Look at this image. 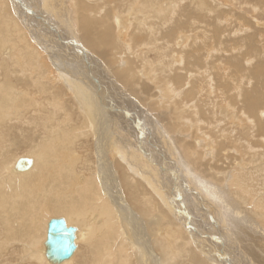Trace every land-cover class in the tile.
Segmentation results:
<instances>
[{
	"label": "bare ground",
	"instance_id": "1",
	"mask_svg": "<svg viewBox=\"0 0 264 264\" xmlns=\"http://www.w3.org/2000/svg\"><path fill=\"white\" fill-rule=\"evenodd\" d=\"M41 2L53 20L59 12L64 15L69 31L75 30L76 21V40L105 62L118 47L131 57L121 63L124 70L118 73L113 71L112 62L111 67L106 64L103 70L98 69L110 78V82L106 78L110 84L116 81L111 78L114 72L129 88L136 65L143 80L162 81L154 86L142 83L138 92L148 98L153 95L147 98V108L172 116L179 132L182 127L194 131L209 126L207 146L183 142L181 156L190 169L181 168L203 188L209 189L211 181L222 186L238 216L246 208L252 209V226L244 229L241 220L236 221L244 235L239 239L245 242L241 260L255 264L248 252L264 264V234L254 228L257 216L263 214L264 218V111L260 110L264 106V80L260 81L264 64L257 62H264V0ZM185 4L195 15L185 13ZM69 5L77 7V14ZM16 6L0 0V259L16 243L20 258L12 264H74L84 244V264H232L228 255L202 247L205 242L193 245V237L185 230L189 218L185 213L178 215L163 194L166 162L161 169L159 163L154 166L152 159L144 157L147 151L120 146L122 141L111 122L118 93L103 96L101 88L105 86L92 78L93 70L86 67L76 65L73 70L75 64L70 62L59 69L53 62L52 67L45 44L33 35L29 37L24 21L27 16ZM105 7L111 8V25L120 30L103 24L105 20L99 16ZM213 15L214 24L208 21ZM199 21L209 29L207 33L214 34L208 48L195 46L200 38L194 37L199 32L194 24ZM172 23V37L165 41L159 31ZM229 35L232 45L225 50L221 41ZM174 42L181 47L175 48ZM225 51L232 54L234 62L222 59ZM84 52L80 50L78 56L88 57ZM149 52H158V59H150ZM118 59L123 61L124 55ZM79 72L86 76L81 79ZM253 78L257 82L251 86ZM249 85L250 90L242 89ZM240 98L243 104L237 105ZM175 142L169 141L170 148ZM18 144L25 155L9 152ZM251 147L259 151L247 152ZM237 157L242 158V166L236 168ZM21 159L30 163L25 170L17 168ZM250 166L251 173L243 174ZM53 219H62L74 230L73 253L59 263L46 256L47 229Z\"/></svg>",
	"mask_w": 264,
	"mask_h": 264
},
{
	"label": "rangeland",
	"instance_id": "2",
	"mask_svg": "<svg viewBox=\"0 0 264 264\" xmlns=\"http://www.w3.org/2000/svg\"><path fill=\"white\" fill-rule=\"evenodd\" d=\"M9 2L11 3L12 6L17 5L16 7L19 9L18 11H20V13H22V15H23V13L26 14L27 17L24 18V21L27 24V28H29V29L26 28L27 34L29 35V37H31L33 35V37L39 39L40 41H42L45 44L44 45L42 43L45 46L43 48L47 49L45 51L46 52L48 51V53H49V54H47L49 59L50 58L52 59V60L47 59V61H49V64L52 65V67L54 65L53 62H55V65H57V67H54V68H57V69L60 68L59 66L67 67L69 65L68 64L69 62L72 64H75V66H73V70L77 66L86 67L89 70H93L90 74L92 76V78H95L96 80H98V83L105 86L106 89L103 86L101 88V93L103 96H107V94L110 95L111 93H114L113 95H115V93H118V96H119L118 99L113 101V104H115L114 105L115 107L113 106V108L115 109L114 110L115 117H113V119L111 118L112 119L111 122H112V125L115 126V131H116L115 135L117 136V139L122 141V143H119V144H120V146L124 144V146H126V149H129V150L131 149L130 146L131 147L133 146L132 148H141L142 153L147 151L145 153L144 157L148 158V159L149 158L152 159L151 163L154 166L159 163L158 165L160 166L161 169L163 167L162 163L164 164L166 162L165 163L166 168H165L164 174L162 173L164 175L163 176L164 178L162 177V180L164 182L162 181V183H161L164 190L166 191L163 194L167 200V204L169 205V203H171L169 205L170 207L172 206V208H173V206H175L177 208V209L175 207L173 208L175 212L177 210V214L179 213L182 216V213H183V215L185 213L187 218H189L187 226L185 227L186 229L185 228L184 229L187 231L188 235L190 233V235L193 237V239L191 238L193 240V245H196L195 242H199V243L205 242L204 245L201 244L202 247H208V248L210 247L212 249V251H214V253H216L217 255H224V256L228 255L227 257H229V259L232 261V264L233 263L235 264L236 262H237L236 264H247L243 260H241L242 256H245L242 252V250L244 251L243 247H244L245 242L243 240L239 239L240 237H242L243 231L239 227H237L236 221L240 222V220H241V225L243 226L244 229L247 227V225L252 226L249 222L250 221L249 214H250V210H252V209L246 208L244 210V212L239 214V216H238V212H236L235 209L233 208V204H231L227 201L228 200L227 197L221 191L222 186L220 187V185L216 184L215 181H211L214 184L212 183L211 184L212 186L210 184H207L209 189H207L205 187L203 188L201 186V184H199L198 179H195L193 176L189 177L188 176L189 174L187 176H185L184 172H183L184 168L186 167L184 162H183L182 156H181L182 149H180V148H182L183 142H186V143L192 142L193 143L194 141H197L198 143L195 144L196 146H199L200 144H201V147L207 146V144H206L207 139L205 138V136L208 133L210 134V132H211V131H209L210 130L209 126L203 127L202 130H200L198 128L197 130H194V131H189L188 128L182 127L183 129L179 132V127L177 125H175V121L172 119V116L168 115V117H167V116H165L164 113H163L164 115L162 114L163 115L162 116V115H160V112L158 110L147 108L148 107V105H147L148 104V102H147L148 97H145V96H143V94L140 93L141 92L140 87L142 86V83H148L149 85L151 84L152 86H154V84L161 83L162 81H158L159 79L154 80V81L153 80L149 81L148 78H147L148 80H146V81L143 80V77L141 78L137 74V71H140L141 69L138 68L136 71V68H137L136 65H135V69L131 73L132 76L134 77V79L132 81L133 85H129L130 89L127 87L128 85L126 86L125 84H123L121 81L118 80L115 73H118V71L124 70V66L121 63L124 64V62H126L128 59H131V57H129L128 54H125L124 50L120 51V50H122L121 47H118V49L117 48L114 49L111 53V56H109V59H108L109 62H105L99 55L96 54V52H94V51L91 52L87 48L85 49L84 46L78 40H76L77 39V38H75V35L77 33V30H76L77 29V22L76 21H74V24H73L75 32L74 31L71 32L68 30L69 29L68 23H66V20L63 19L64 15L59 12V17L55 18L53 20L52 15H50V14L48 15V8L44 4H42L41 0H9ZM69 8H71L73 11L75 10V13L77 12L76 6L73 7V5H71V6L69 5ZM60 11L64 12L65 10L61 8ZM104 12L100 16L98 14L97 15L100 18H103L105 20V22H103L105 27L108 29H111V30H113V29L114 30H116V29L120 30L121 28H117L115 24H113L114 28L111 25V8L105 7ZM218 12H220V10ZM185 13L190 14V15H192V14L195 15V13L191 10L190 6H188L186 4H185ZM14 14H15V11H14ZM215 15H217V14H215ZM215 15H213L211 17L213 19L210 18L211 20L210 19L208 20L210 23L214 24L216 22L214 20ZM29 16L31 19L28 18ZM93 16H95V14L90 15V17H93ZM259 23H261V22H259ZM194 26H195V28L197 27V31H199V32L196 31L197 33L195 34L194 37H195V39L197 36L200 38V40L198 42H195V44H196L195 46H197V48H198L199 45H203L206 48H208L210 46L209 43H211L210 39H212L214 37V34L207 33V31L209 29L206 28L204 26V24H202L200 21L198 22V24H194ZM174 27H175V24L172 23L170 25H167L166 27H163L164 28V29L162 28L163 31H162V29H160L159 32H163L161 35H163V37L165 38V41L167 39H170V37H172V34H169V32L172 33L171 29ZM201 29L203 30V32ZM39 31H40V33H42L41 35H40ZM44 32H46L47 34H45ZM46 35H48V36H46ZM52 38L54 39V42L51 44ZM134 39H136V38H134ZM225 39L224 40L222 39L221 43H225L224 47L226 50L230 47V44L232 45L231 35H229ZM48 41H49V43H48ZM223 41H226V42H223ZM193 42L194 41H192L191 43H193ZM158 43L159 44H157V46H159V47L162 46V42L159 41ZM50 44L52 47L49 46ZM75 44H77V46H75ZM163 44H164V42H163ZM166 44L167 43H165L164 45H166ZM207 44H208V46H207ZM90 47L95 49L92 42L90 44ZM159 47L157 48V50L160 52L161 51L160 49H162V48H159ZM174 47L179 48L181 46H179V47L176 46L175 42H174ZM43 48H41V49H43ZM80 50L83 52L85 51L84 53L87 54V56H88V57L85 56L86 59H84L85 58L84 56H81V55L78 56L80 54ZM52 52H54V54H52ZM56 52H58L57 54L59 56L56 54ZM228 52L229 51L223 52V58L222 59H226L229 62H234L233 57H231L232 54H230ZM224 53L225 54L228 53L230 55L227 57V56H225ZM121 55H124L123 61L118 59ZM125 55H127V56H125ZM52 56H54V57H52ZM157 56H159L158 52L157 53L149 52V58L150 59H154V58L158 59ZM57 57H59V58H57ZM54 58L55 59L57 58V60H55ZM56 62H58V63H56ZM111 62H112V67L114 66L113 71L115 72V73L111 72V74H112L111 78L114 79V81L116 80L115 83H112V84L109 83L110 78L105 77L102 74L101 70H98V69L103 70L105 68V66H107V65L108 66L110 65L109 67H111ZM257 62L258 63L260 62L259 64H264L262 59L258 60ZM88 67H90V68H88ZM99 73H100V75H99ZM263 74H264V72H263ZM231 75H234V73H231ZM83 76L85 77L86 73H80L79 77L81 79L84 78ZM99 76H100V78H99ZM138 76L140 78H136ZM106 78L109 79V82L107 81ZM157 78H162V77H157ZM101 80H103L104 83L101 82ZM263 80H264V77L260 78V81H263ZM230 81H233L232 77H230ZM255 82H257V80H256V78H253L251 80V86H253ZM228 84H229V82H228ZM257 84H259V81ZM111 87L113 88V90H110ZM158 88H159V86H157L155 89L158 90ZM242 89L243 90H248V89L250 90V85H249V87L244 86V87H242ZM138 91H140V92H138ZM201 96H203V95H201ZM126 97H128V98H126ZM152 97H153V95L151 97H149L148 99L150 100ZM134 102H135V104H134ZM140 104H143L144 106H142ZM238 104L239 105L243 104L241 98L238 99L237 105ZM131 105H133V106H131ZM130 107L132 109H130ZM164 109L165 108H161V110H164ZM261 109L264 111V106L262 108H260V110ZM154 110L157 113H155ZM168 111H169V108H168ZM263 118H264V116H263ZM166 119L168 120L167 121L168 123L166 122ZM172 120L174 121V123ZM132 121H134V122H132ZM166 125H167V127H166ZM171 128H176V131L174 129V132H170L169 129H171ZM203 129H205V130H203ZM207 129H208V131H207ZM189 132H190V134L192 133V135H190ZM174 133H176V134L174 135ZM167 136H169V138H170L169 141L171 142V144L173 143L174 139L176 140L175 146L172 147V148H174V150L172 148H170L171 146L169 145V141L167 139ZM176 138L179 139V143H178V139H176ZM210 138L212 139L213 135H211ZM166 139H167V141H166ZM87 146L91 147L92 144L90 145L88 142ZM190 146H192V145L190 144ZM12 148H13V150H10L9 152H11V153L14 152L13 155H15V156H16V154L19 156L25 155L26 151L24 150V148L20 147V144H18V147L13 146ZM256 150L259 151L257 148L251 147L248 149L247 152L250 151L249 153L253 154L256 152ZM230 152H234L233 149L230 150ZM237 159H238V161H237ZM237 159L234 162L236 168L239 166H242V158L239 159L237 157ZM181 167H184V168H181ZM186 168L190 169L189 167H186ZM178 169H180V170H178ZM234 170L239 171V169H234ZM191 171H193V170H191ZM189 172H190V170H189ZM194 173L196 176L198 175L197 172H194ZM250 173H251V166L248 167L247 169H245L243 174L249 175ZM199 180L201 181V179H199ZM209 186H211V187H209ZM175 192H176V194H175ZM170 198L173 200H171ZM182 208H183V210H182ZM262 216H263V214L262 215L259 214L257 216V219H256L257 223H256V225H254V228H256V230L260 229V233L264 234V221H263L264 218ZM59 217H62V216H59ZM184 218L186 220V217H184ZM231 229H233V230H231ZM263 236L264 235L261 236V239L264 238ZM78 247L79 246H77V249H78ZM17 248H18V246L16 245V243L11 245L6 250L4 255L1 257V259H0L1 264L16 263L20 258V256H19L20 252L18 250H16ZM85 248H86V245H84V244L80 245L79 249H81L82 252H81V250H79V258H78L79 260L74 258L75 259L73 262L74 264H80V263L84 264L85 263V261L87 260L85 258L86 254L83 257V255L85 253ZM207 250H209V249H207ZM246 253L248 255V258H250L251 261L254 262L255 264H257V263L261 264V262H263L261 259L253 258V256L250 255L248 252H246ZM248 258H247V261L249 262ZM10 262H12V263H10Z\"/></svg>",
	"mask_w": 264,
	"mask_h": 264
},
{
	"label": "water",
	"instance_id": "3",
	"mask_svg": "<svg viewBox=\"0 0 264 264\" xmlns=\"http://www.w3.org/2000/svg\"><path fill=\"white\" fill-rule=\"evenodd\" d=\"M17 168L25 170L29 161L21 159L17 162ZM74 230L66 226L62 219H53L48 224L45 242L46 256L51 261L59 263L68 259L74 250Z\"/></svg>",
	"mask_w": 264,
	"mask_h": 264
}]
</instances>
